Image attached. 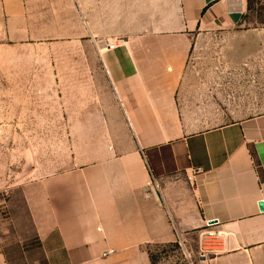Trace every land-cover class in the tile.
Instances as JSON below:
<instances>
[{
    "label": "crops",
    "instance_id": "crops-1",
    "mask_svg": "<svg viewBox=\"0 0 264 264\" xmlns=\"http://www.w3.org/2000/svg\"><path fill=\"white\" fill-rule=\"evenodd\" d=\"M158 4L139 26L137 0H0V264H152L205 233L201 264H264V113L225 121L232 69L207 47L247 0ZM241 28L223 43L259 40ZM79 33L102 68L70 70L60 96L37 53ZM59 124L108 132L59 158Z\"/></svg>",
    "mask_w": 264,
    "mask_h": 264
},
{
    "label": "rangeland",
    "instance_id": "rangeland-1",
    "mask_svg": "<svg viewBox=\"0 0 264 264\" xmlns=\"http://www.w3.org/2000/svg\"><path fill=\"white\" fill-rule=\"evenodd\" d=\"M124 1L128 5L129 0ZM135 1L132 0L133 3ZM158 1L137 0L138 10L136 9V11L139 26L142 21H146L151 16V10L154 11L160 7ZM78 2L80 4L81 0H78ZM123 6L125 5L123 4ZM125 7L127 13H130L129 8ZM244 21V25H241L244 28H248L250 31L257 28L261 30L259 40H257V37L254 41L250 39L251 43L248 46L223 43V40L228 36L243 35L244 30L241 26L229 30V32L218 31L216 34H208L209 36L215 35L217 38H221L215 44L214 41H211L212 45H207V47H211L217 53L223 55L224 60H226L224 68L232 69V76L224 79L226 83L219 89V98L216 100L220 115L225 117V121L264 113V0H247ZM245 35L253 36L252 33H245ZM78 36L74 39L62 38L48 42L43 50L39 54L37 53L40 60L35 62L36 68L58 69V84L61 86L60 96L66 94L63 92L66 90L63 87L80 80V78L72 77L70 70L102 68L93 44L81 39V33ZM55 56L57 57L56 61ZM26 127L27 132H35L39 128H49L50 126L34 125ZM106 127L59 124L57 126L59 158L67 155L69 144L77 134L83 133L82 130L88 132L89 129L90 135L96 136L103 133L104 129L105 133L108 132ZM108 142L110 143L111 140ZM214 242V237L207 233L204 236L191 234L183 247L177 243L152 247L150 254L154 264H201L200 259L202 257L210 256V254H206V248Z\"/></svg>",
    "mask_w": 264,
    "mask_h": 264
},
{
    "label": "water",
    "instance_id": "water-1",
    "mask_svg": "<svg viewBox=\"0 0 264 264\" xmlns=\"http://www.w3.org/2000/svg\"><path fill=\"white\" fill-rule=\"evenodd\" d=\"M155 198L158 199V195H157V193H155ZM258 207H259V210H260V211H263V210H264V207H263V204H262V203H259V204H258ZM210 223H214V222H210Z\"/></svg>",
    "mask_w": 264,
    "mask_h": 264
},
{
    "label": "trees",
    "instance_id": "trees-1",
    "mask_svg": "<svg viewBox=\"0 0 264 264\" xmlns=\"http://www.w3.org/2000/svg\"><path fill=\"white\" fill-rule=\"evenodd\" d=\"M149 257H150L151 263L154 264V263H153V260H152V256H151L150 253H149Z\"/></svg>",
    "mask_w": 264,
    "mask_h": 264
},
{
    "label": "built area",
    "instance_id": "built-area-1",
    "mask_svg": "<svg viewBox=\"0 0 264 264\" xmlns=\"http://www.w3.org/2000/svg\"><path fill=\"white\" fill-rule=\"evenodd\" d=\"M108 48H109V49H112V48H113V46H108ZM209 235H210V236H212L211 234H209Z\"/></svg>",
    "mask_w": 264,
    "mask_h": 264
}]
</instances>
